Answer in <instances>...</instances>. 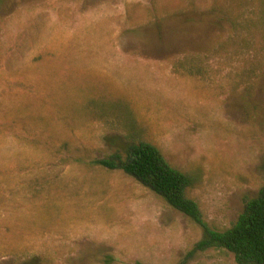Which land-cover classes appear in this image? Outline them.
Listing matches in <instances>:
<instances>
[{"label":"rangeland","instance_id":"rangeland-1","mask_svg":"<svg viewBox=\"0 0 264 264\" xmlns=\"http://www.w3.org/2000/svg\"><path fill=\"white\" fill-rule=\"evenodd\" d=\"M140 142L233 226L264 187V0H0V264H238L98 162Z\"/></svg>","mask_w":264,"mask_h":264},{"label":"trees","instance_id":"trees-1","mask_svg":"<svg viewBox=\"0 0 264 264\" xmlns=\"http://www.w3.org/2000/svg\"><path fill=\"white\" fill-rule=\"evenodd\" d=\"M98 162L134 176L202 227L204 237L189 256L210 247H224L235 254L238 264H264V187L257 198L247 202L232 227L218 231L209 227L198 202L188 196V189L194 184L193 177L173 167L154 144L132 145L126 160L116 155Z\"/></svg>","mask_w":264,"mask_h":264}]
</instances>
